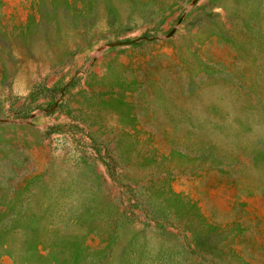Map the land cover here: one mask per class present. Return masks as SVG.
Returning <instances> with one entry per match:
<instances>
[{
	"label": "rangeland",
	"instance_id": "1",
	"mask_svg": "<svg viewBox=\"0 0 264 264\" xmlns=\"http://www.w3.org/2000/svg\"><path fill=\"white\" fill-rule=\"evenodd\" d=\"M0 264H264V0H0Z\"/></svg>",
	"mask_w": 264,
	"mask_h": 264
}]
</instances>
